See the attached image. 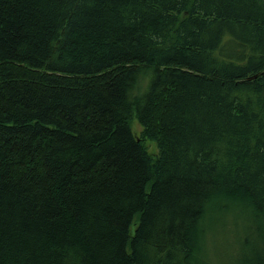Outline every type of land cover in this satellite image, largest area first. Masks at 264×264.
Returning a JSON list of instances; mask_svg holds the SVG:
<instances>
[{"label": "trees", "instance_id": "1", "mask_svg": "<svg viewBox=\"0 0 264 264\" xmlns=\"http://www.w3.org/2000/svg\"><path fill=\"white\" fill-rule=\"evenodd\" d=\"M0 264H264V0H0Z\"/></svg>", "mask_w": 264, "mask_h": 264}, {"label": "rangeland", "instance_id": "2", "mask_svg": "<svg viewBox=\"0 0 264 264\" xmlns=\"http://www.w3.org/2000/svg\"><path fill=\"white\" fill-rule=\"evenodd\" d=\"M132 126H133L134 135L139 136L140 131H141V127L137 124L136 121L132 122ZM146 146H147V150L149 151L150 154L153 155L157 152V149H156L154 143L148 142V143H146Z\"/></svg>", "mask_w": 264, "mask_h": 264}]
</instances>
